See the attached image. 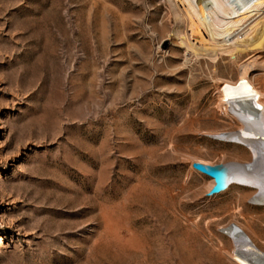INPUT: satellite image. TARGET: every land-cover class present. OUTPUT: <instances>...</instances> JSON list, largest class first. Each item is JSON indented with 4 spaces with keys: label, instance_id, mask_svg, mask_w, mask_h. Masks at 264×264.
<instances>
[{
    "label": "rangeland",
    "instance_id": "rangeland-1",
    "mask_svg": "<svg viewBox=\"0 0 264 264\" xmlns=\"http://www.w3.org/2000/svg\"><path fill=\"white\" fill-rule=\"evenodd\" d=\"M191 26L169 0H0V264H238L226 225L264 253L258 188L209 196L192 166L255 162L219 134L264 112V47L188 57Z\"/></svg>",
    "mask_w": 264,
    "mask_h": 264
},
{
    "label": "bare ground",
    "instance_id": "bare-ground-1",
    "mask_svg": "<svg viewBox=\"0 0 264 264\" xmlns=\"http://www.w3.org/2000/svg\"><path fill=\"white\" fill-rule=\"evenodd\" d=\"M169 2L182 17L186 16L192 22L191 34L195 38L193 43L191 37L188 38L185 33L177 30L180 40L189 50L188 57L196 54L215 58L218 53L230 51L240 55L264 47V0H169ZM200 41L207 43V47L200 48L198 45ZM255 61L256 58L242 66L244 89L248 85ZM247 121L249 124L246 127L219 134L221 139L247 146L255 158V162L247 164L246 168L243 166L245 164L235 163L238 169L235 168L229 173L226 184L239 183L258 188L253 198L255 203L263 205L264 112L253 109L249 112ZM224 229L234 244V259L238 264H264V253L243 230L235 225H226Z\"/></svg>",
    "mask_w": 264,
    "mask_h": 264
},
{
    "label": "water",
    "instance_id": "water-1",
    "mask_svg": "<svg viewBox=\"0 0 264 264\" xmlns=\"http://www.w3.org/2000/svg\"><path fill=\"white\" fill-rule=\"evenodd\" d=\"M253 161V160H252ZM236 161H228L222 163H208L204 161H195L192 166L195 170L214 178L215 185L208 192L209 196L221 193L229 184H226L227 177L231 171H234L236 166ZM245 168L247 164L243 165ZM238 169V168H237Z\"/></svg>",
    "mask_w": 264,
    "mask_h": 264
}]
</instances>
